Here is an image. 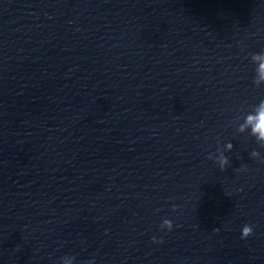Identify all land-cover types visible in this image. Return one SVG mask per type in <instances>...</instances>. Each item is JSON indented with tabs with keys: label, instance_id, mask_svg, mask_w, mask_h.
<instances>
[{
	"label": "water",
	"instance_id": "obj_1",
	"mask_svg": "<svg viewBox=\"0 0 264 264\" xmlns=\"http://www.w3.org/2000/svg\"><path fill=\"white\" fill-rule=\"evenodd\" d=\"M259 52L264 0H0V264H264Z\"/></svg>",
	"mask_w": 264,
	"mask_h": 264
},
{
	"label": "clouds",
	"instance_id": "obj_2",
	"mask_svg": "<svg viewBox=\"0 0 264 264\" xmlns=\"http://www.w3.org/2000/svg\"><path fill=\"white\" fill-rule=\"evenodd\" d=\"M253 58L264 65V52L254 53ZM259 82L260 81L257 80V84H259ZM245 129H247L250 134L256 138V140L264 141V102H260L254 105L247 113H245V115L243 116L241 130ZM226 147L230 149L232 147L231 143H228ZM251 155L258 158L261 156V154L256 151H253ZM214 160L221 167V169H224V167L229 163L228 158L223 155V152H220L218 155H216L214 157ZM161 227L166 228L170 231L174 227L173 221L170 219H164L162 221ZM216 231H219V229H216ZM253 233V226L251 224H245L241 231V238H248L249 236H252ZM153 241H157V238L155 236L153 237ZM60 259L61 264H73L75 258L63 256ZM87 264H94V262L88 261Z\"/></svg>",
	"mask_w": 264,
	"mask_h": 264
}]
</instances>
